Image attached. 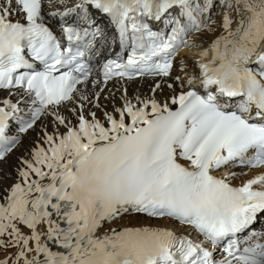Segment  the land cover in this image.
Listing matches in <instances>:
<instances>
[{
    "label": "snow or ice",
    "instance_id": "obj_1",
    "mask_svg": "<svg viewBox=\"0 0 264 264\" xmlns=\"http://www.w3.org/2000/svg\"><path fill=\"white\" fill-rule=\"evenodd\" d=\"M262 218L264 0H0V264H264Z\"/></svg>",
    "mask_w": 264,
    "mask_h": 264
},
{
    "label": "bare ground",
    "instance_id": "obj_2",
    "mask_svg": "<svg viewBox=\"0 0 264 264\" xmlns=\"http://www.w3.org/2000/svg\"><path fill=\"white\" fill-rule=\"evenodd\" d=\"M191 39L194 42L199 43V40H197L195 36H193ZM196 51H198V50L197 49H193L192 52H189V53H186L185 55L179 56L178 59L179 58H185V57H191ZM189 65H190V67H193V68L195 67L194 65L191 64V60H189ZM134 90H135L134 87L133 88H129V95L130 96L134 94ZM141 91L143 93L147 94L148 93V85L145 84ZM101 102L103 103V101H101ZM116 104H117V106H119L120 101L117 100ZM110 107H111V105H109V108ZM10 134H13V133L10 132ZM31 142H32V136L26 137L24 139L23 146L19 147L17 150H14V152L9 157L8 164L2 166L6 172H10L11 173L12 180H14L16 178L14 165H15V163L17 161V158L22 156L25 153L26 149L31 146ZM232 170L237 172V173H240V172H243V171H247L245 169H240V168H235V169H232ZM254 174H255L254 171H249L248 174L246 176L242 177V178L243 179H248L249 177H251ZM11 182H12L11 180L8 181V183H11ZM240 182H241L240 180H235L234 181V183L236 185H239ZM263 222H264V219L262 218L261 222L258 223V224H261ZM52 250H53V247H52Z\"/></svg>",
    "mask_w": 264,
    "mask_h": 264
}]
</instances>
